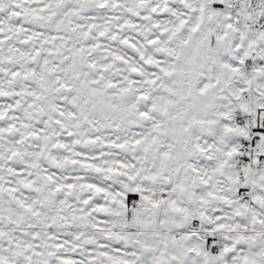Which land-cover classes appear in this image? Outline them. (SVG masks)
Here are the masks:
<instances>
[{"label":"snow or ice","instance_id":"snow-or-ice-1","mask_svg":"<svg viewBox=\"0 0 264 264\" xmlns=\"http://www.w3.org/2000/svg\"><path fill=\"white\" fill-rule=\"evenodd\" d=\"M0 264H264V0H0Z\"/></svg>","mask_w":264,"mask_h":264},{"label":"clouds","instance_id":"clouds-1","mask_svg":"<svg viewBox=\"0 0 264 264\" xmlns=\"http://www.w3.org/2000/svg\"><path fill=\"white\" fill-rule=\"evenodd\" d=\"M193 160H194V162H195L197 165H199V158L194 157ZM161 190H162V186H160V185H157V186H155V187L153 188V191H154L157 195L159 194V192H160ZM208 190H209V186H201V188H200V191H201V192H207ZM208 207H209V213H208L209 215H213V213H212V211H211L213 208H216V207L229 208V206L226 205V204H223L222 201L214 202V203L210 204ZM231 216H232V212H231V210H230V208H229V211L225 212V217L227 218V217H231ZM234 220H235V218H233L232 221H229V220L226 219V222L232 223V222H234ZM223 234H225V233H222L221 235H223Z\"/></svg>","mask_w":264,"mask_h":264}]
</instances>
